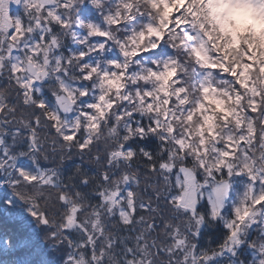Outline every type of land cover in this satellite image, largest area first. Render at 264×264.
Returning <instances> with one entry per match:
<instances>
[{"label": "snow or ice", "instance_id": "snow-or-ice-1", "mask_svg": "<svg viewBox=\"0 0 264 264\" xmlns=\"http://www.w3.org/2000/svg\"><path fill=\"white\" fill-rule=\"evenodd\" d=\"M244 2L264 11L0 0V264H205L197 207L222 218L239 177L220 246L235 260L264 223V47L215 9ZM248 247L264 264V240Z\"/></svg>", "mask_w": 264, "mask_h": 264}, {"label": "rangeland", "instance_id": "rangeland-1", "mask_svg": "<svg viewBox=\"0 0 264 264\" xmlns=\"http://www.w3.org/2000/svg\"><path fill=\"white\" fill-rule=\"evenodd\" d=\"M252 7L253 6L247 2L241 3L238 7L221 5L215 9V16L221 26L222 31L231 34L234 41H236L238 37V31L243 30L244 26L248 25L255 33L261 36V38L263 39L261 43L264 46V11L260 10L259 14L257 15V11H255V9ZM246 186L247 181L239 177L229 180L228 194L225 197L224 207L222 208V214H228L227 216H225L226 218L222 217V223L224 224V227L225 221L232 218L233 208L236 206L243 193L245 192ZM204 202L207 207V211L209 212V205L207 201ZM202 203L197 207V210L200 212L203 211ZM228 207L231 208V213L227 212ZM216 219H219V217ZM201 222L203 224V221ZM262 235H264V223H253L250 226H246L245 230L241 233V245L236 249V251H238L242 246L247 245L248 241L253 240L254 238H258ZM226 254L228 253H220L219 250L218 254L213 253L209 255V259L205 261V264H213L214 262V264H221V262H218L219 259H216L222 258L221 260L223 261V258H225Z\"/></svg>", "mask_w": 264, "mask_h": 264}, {"label": "trees", "instance_id": "trees-1", "mask_svg": "<svg viewBox=\"0 0 264 264\" xmlns=\"http://www.w3.org/2000/svg\"><path fill=\"white\" fill-rule=\"evenodd\" d=\"M257 11V15L259 14L260 9H257L255 7H252ZM244 33H250L252 37H255L258 39L259 44L261 47H264L261 41L263 39L261 36L257 33H255L252 28L248 25L244 26L243 30H239L237 35L244 34ZM203 211L200 212L203 215V224H201L196 229V235L193 240L194 244V254H200V253H208L209 255L213 253H218L220 250V246L225 242V239L227 237V229L224 227V224L222 223V218L219 219H211L209 216V212L207 211V207L205 205V202L202 203ZM202 209V208H201ZM226 212V211H225ZM227 212L231 213V208H227ZM228 214L223 213L222 217L226 218ZM257 242H260L264 240V235L259 236L258 238H255ZM251 241V240H250ZM227 255V256H226ZM225 258H217L218 262L221 264H236V261L242 262V264H259V254L255 251H253L251 248L248 247V243L245 246H242L237 251V256L235 260H233V257L230 254H226ZM215 263V262H214ZM213 263V264H214Z\"/></svg>", "mask_w": 264, "mask_h": 264}]
</instances>
